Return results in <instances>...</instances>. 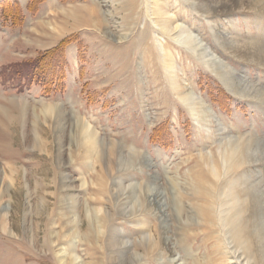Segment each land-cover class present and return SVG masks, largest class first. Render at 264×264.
Wrapping results in <instances>:
<instances>
[{
    "label": "rangeland",
    "instance_id": "rangeland-1",
    "mask_svg": "<svg viewBox=\"0 0 264 264\" xmlns=\"http://www.w3.org/2000/svg\"><path fill=\"white\" fill-rule=\"evenodd\" d=\"M166 1L176 22L200 36L234 70L237 84L264 89V67L241 60L231 45L234 39L261 37L259 17L237 8L201 14L187 0ZM9 5L15 13L12 18L5 17L0 8V206H7L4 221L0 218V264H60L59 251L74 255L72 264H118L106 246L111 224L129 241L120 251L130 264H232L222 252L223 245H217V227L195 215V206L203 201L192 194L201 182L211 179L207 166L199 162V153L212 154L219 162L218 143H226L227 134L250 136L260 145L250 151L253 154L257 149L254 164L263 161L264 105L230 92L196 54L166 35L167 48L183 69L179 77L207 102L217 115L215 124L224 128L223 133L199 132L169 87L155 30L144 20L139 0H10ZM70 6L81 16L75 28L56 38L40 35L38 25L33 31L39 19L58 21L51 8ZM58 45L62 55L51 64L61 65V80L56 71L47 69L44 80L37 82L30 65L39 54ZM47 104H57L82 118L106 142L119 144L124 153L130 148L139 152L138 168L117 171L114 178L124 185L156 186L160 192L161 207L144 215L150 220L147 230L158 240L154 249L141 242L142 228L120 209L123 203L117 211L111 192L100 188L99 175L104 176V185L106 180V186L110 185L101 161L88 166L69 133L65 130L57 136L54 120H44L34 112ZM34 133L46 142L32 149ZM255 172L254 177L262 174L264 180V164ZM64 177L75 186L82 180L85 185L78 191L61 190ZM66 194H76L79 208L88 202L108 212L110 217L100 220V233L85 229L87 220L81 211L77 219L84 224L71 242L73 231L62 226L70 213L58 201ZM41 203L44 211L36 213Z\"/></svg>",
    "mask_w": 264,
    "mask_h": 264
},
{
    "label": "bare ground",
    "instance_id": "bare-ground-1",
    "mask_svg": "<svg viewBox=\"0 0 264 264\" xmlns=\"http://www.w3.org/2000/svg\"><path fill=\"white\" fill-rule=\"evenodd\" d=\"M187 1H189L201 14H211L214 11L224 12L237 8L238 10L246 9L252 12V15L259 17L257 26L260 27V31H262L261 37H250L249 40L234 39L231 45L233 48L232 51L241 60L264 67V0H246V5L241 2L242 0ZM139 4L143 5L145 9L144 20H148L150 26L155 30V40L157 41L155 42L161 60V68L166 72L165 75H167L166 79L169 82V87L176 98L187 109L199 132L206 131L207 134H213L214 131H220L223 133L224 128L221 127L220 123L219 125L215 124L214 119H216L217 115L214 114L207 102L202 97H199L187 83H184L186 81L185 79L179 77L178 72L180 71L183 74V69L181 71V68L177 66L172 57V53L169 52L167 48L165 41L167 36L170 37V39L173 38L178 44L186 46L188 50L196 54L198 59L222 81L230 92L241 97H247L255 104L264 105L263 86L261 90H258V88L254 86L248 87L251 84L248 86L237 84L235 82L236 76L234 75V70L225 64L220 57L202 41L200 36L194 34L192 31H187L181 26L182 23L179 24L176 22V18L174 19L168 12L169 3L166 0H139ZM51 9L54 11V15L57 14L59 17L58 21H55L56 23H51L49 20L39 19L37 20L35 28H33L34 32L38 25V27L41 28V32H39L40 35L56 38L66 32L68 28L70 30L71 27L81 22V16L73 6L69 8L60 7L59 9ZM242 80L245 81V79ZM34 112H39L40 115L42 114L44 120L51 118L54 120V129L57 130V136L60 137V134H63L66 130L70 135V142L76 145V149L79 150L82 159L87 162L88 166H91L94 163L93 161H101L100 165L102 169H104L110 185L106 186L107 180L106 185H104L105 179H102L103 175H99V177H101L100 188L111 192L117 211L119 209L118 204L121 205L123 203L120 209L128 216H131L132 223L142 228L143 241L141 242L145 244L149 250L154 249L158 240L156 241L154 239L152 233L149 232L150 229L147 230L148 226H150V220L144 217V215L148 216L150 211L154 210L153 207L157 205L161 207L160 192L157 190L156 186L154 187L148 184L138 186L139 184L136 185L135 182L124 185L122 183L123 180L120 181L114 178V174H116L117 171L138 168L137 165L139 164L137 163V158L139 152L130 148L124 153L119 147V144L116 142H106V140L100 137L98 132H96L85 120L71 113L68 114L57 104H47V106L42 107L39 111L35 110ZM34 115L38 116V113ZM36 116L34 117L36 118ZM37 134L34 133L33 135L34 140L32 138V149L38 148L36 146L46 142L40 137L41 135L38 136ZM257 145H259V140H255V137L251 139L249 136L245 139L242 136H231L227 134V142L218 143L217 150L219 153V162L213 159L214 157L212 156L214 155L212 154L205 156L203 152L199 153V162L207 166L211 179H209L206 184L201 182L196 188V193H191L193 197L195 195L194 199L197 198V200L200 199V201H203L201 206H195V210L197 211L195 215L204 222L206 221L210 226L217 227V230H219L216 232L217 245H223L221 246L223 249L222 252L232 264H264V180L262 174V177L257 175V178L252 174L255 172L252 170L253 168H256V172H259L260 168L263 167L264 160H260L258 164H254V161H257V157L255 156V158L253 154H256L257 149H255L254 152L252 151L253 154H250L251 148ZM115 160L117 163H115ZM71 161L72 158H70V162ZM116 167H118L119 170H116ZM68 181H70V178L64 177L61 190L72 189L78 191L80 187L82 188L85 185L84 180L76 186L68 183ZM75 197L76 194L68 196L66 194L58 197V201L64 204L66 209H68V214L70 213V218L64 221L62 226L68 227L67 230L70 229L73 231L71 242H74V238L81 232L82 225L84 224L80 223L81 220L79 222L77 219L81 211H83L85 219L87 220L85 229L90 232L92 231L95 235L101 232L100 220H102L105 215L109 216L108 212L101 206H90L87 204V201V203L83 202V208H79L78 204H76L77 201L74 200ZM6 207L7 206H4L0 209L1 220H3L6 213ZM43 207L44 204L41 203L36 213L43 210ZM177 210L181 214L182 209L180 204L177 205ZM198 213H200V215ZM119 234V230L115 224H111L108 228V241H106L108 245L106 246L108 250H113L111 254L114 262L118 259V262H116L118 264H130L124 261L120 251L122 248H127L128 245L126 244L129 241L122 239V236L120 237ZM63 237H67L66 234H64ZM46 245H54V242H48ZM139 255L138 258H140ZM58 257L60 264H72L76 260L74 255L68 256L64 251H59ZM67 258L69 259L68 261ZM76 264H78V262H76Z\"/></svg>",
    "mask_w": 264,
    "mask_h": 264
},
{
    "label": "trees",
    "instance_id": "trees-1",
    "mask_svg": "<svg viewBox=\"0 0 264 264\" xmlns=\"http://www.w3.org/2000/svg\"><path fill=\"white\" fill-rule=\"evenodd\" d=\"M9 1L10 0L1 1L0 8H1L2 14L5 17L9 16L8 18H12L10 15H14L15 13H14L13 6L9 5ZM60 46L61 45H58L52 50H49L47 52H42L41 54L37 56L36 60L30 65L31 69L33 70L32 75L35 77V79H37L36 80L37 82L39 80H44L42 76L45 74L47 69H50L51 71H56L57 72L56 75L59 77V81L61 80L62 78L61 74H63L61 65L57 63L51 64V61H53L55 57H57L58 55H62L59 49L61 48ZM44 85L45 84H43V86ZM46 91H47V88H45V93H47Z\"/></svg>",
    "mask_w": 264,
    "mask_h": 264
}]
</instances>
